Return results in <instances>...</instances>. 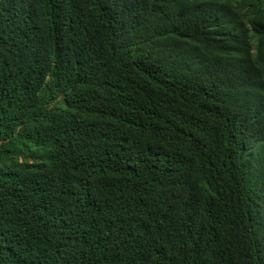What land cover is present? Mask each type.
Segmentation results:
<instances>
[{"label":"trees","instance_id":"trees-1","mask_svg":"<svg viewBox=\"0 0 264 264\" xmlns=\"http://www.w3.org/2000/svg\"><path fill=\"white\" fill-rule=\"evenodd\" d=\"M0 264H264V0H0Z\"/></svg>","mask_w":264,"mask_h":264},{"label":"rangeland","instance_id":"rangeland-1","mask_svg":"<svg viewBox=\"0 0 264 264\" xmlns=\"http://www.w3.org/2000/svg\"><path fill=\"white\" fill-rule=\"evenodd\" d=\"M245 12V9H242L241 10V14H243ZM244 22L246 23V25L248 26V21H247V19L246 18H244Z\"/></svg>","mask_w":264,"mask_h":264}]
</instances>
